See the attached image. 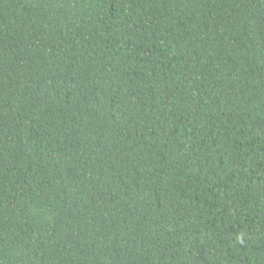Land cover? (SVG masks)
<instances>
[{
    "label": "trees",
    "instance_id": "1",
    "mask_svg": "<svg viewBox=\"0 0 264 264\" xmlns=\"http://www.w3.org/2000/svg\"><path fill=\"white\" fill-rule=\"evenodd\" d=\"M0 264H264V0H0Z\"/></svg>",
    "mask_w": 264,
    "mask_h": 264
}]
</instances>
